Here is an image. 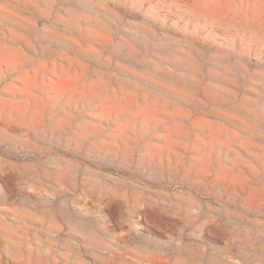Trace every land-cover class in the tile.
Returning <instances> with one entry per match:
<instances>
[{
  "label": "rangeland",
  "instance_id": "obj_1",
  "mask_svg": "<svg viewBox=\"0 0 264 264\" xmlns=\"http://www.w3.org/2000/svg\"><path fill=\"white\" fill-rule=\"evenodd\" d=\"M0 264H264V0H0Z\"/></svg>",
  "mask_w": 264,
  "mask_h": 264
}]
</instances>
